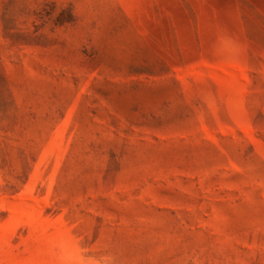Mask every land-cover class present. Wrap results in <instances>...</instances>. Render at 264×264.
I'll return each instance as SVG.
<instances>
[{"label": "rangeland", "instance_id": "rangeland-1", "mask_svg": "<svg viewBox=\"0 0 264 264\" xmlns=\"http://www.w3.org/2000/svg\"><path fill=\"white\" fill-rule=\"evenodd\" d=\"M0 264H264V0H0Z\"/></svg>", "mask_w": 264, "mask_h": 264}]
</instances>
